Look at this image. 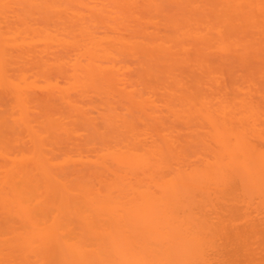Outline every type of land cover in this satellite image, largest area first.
<instances>
[{
    "label": "rangeland",
    "instance_id": "1",
    "mask_svg": "<svg viewBox=\"0 0 264 264\" xmlns=\"http://www.w3.org/2000/svg\"><path fill=\"white\" fill-rule=\"evenodd\" d=\"M0 32V264H203L155 241L192 213L217 227L192 252L243 257L264 226V0H0ZM153 205L173 227L134 233ZM34 227L51 252L23 251Z\"/></svg>",
    "mask_w": 264,
    "mask_h": 264
},
{
    "label": "bare ground",
    "instance_id": "2",
    "mask_svg": "<svg viewBox=\"0 0 264 264\" xmlns=\"http://www.w3.org/2000/svg\"><path fill=\"white\" fill-rule=\"evenodd\" d=\"M2 33L0 32V80L5 79V72H4V62H5V43L2 41L3 37L1 35ZM18 101L25 106V97L23 96V92L16 88L14 91ZM21 106V107H22ZM25 108V107H24ZM50 175V174H49ZM229 178V174L227 172H222L220 173V177L218 181H226ZM56 192L59 198L65 199V196L67 197V191L65 192L64 187L57 183L55 184ZM203 193H206L207 190L203 188V190H200ZM176 192V191H174ZM152 206V205H151ZM160 205L155 207L153 205V209L150 211H146L144 213H141L135 217L133 220L134 223L138 224L136 227V230H134V233H144V231L148 230L149 228H166L168 227V230H170L173 227V222L171 221L170 218V210H161ZM151 209V207H150ZM158 209V210H157ZM20 211L22 213H27L28 209H22L20 208ZM75 215V214H73ZM195 214H187V217H185V221L180 222L179 220H176V225L173 227L174 231L173 233H169L168 231H164L162 234H160L159 238L156 239L155 241L160 243L161 248H163V251L161 252H169L168 254L171 255L172 253L177 256H181L180 259H182L184 262L189 263L190 261H193L194 256H200V260L204 261L202 262L203 264H213L212 261H210L209 258L204 256V252H192L193 248H196L197 251L198 249L202 250V247H200V244L203 245V243L206 241V238L211 241L212 243V238H214L215 235H217V232L214 231L210 236H207L205 233L204 229L208 227L210 230L217 229V227L213 228V223L207 222L208 218H204V222L199 217H195ZM76 216V215H75ZM76 218L80 220L81 222L87 224L88 222L80 217ZM207 225L206 227L204 226ZM172 225V227H170ZM162 226V227H161ZM185 226V227H184ZM237 233V232H236ZM191 237H188V236ZM237 236V234H236ZM59 239V233L56 230H47V229H42V228H33V232L31 234H27L24 238L23 241L26 244L25 247L26 249L23 248L24 252H51L50 249V244L51 241ZM237 240H240L237 243L242 244L244 242V246L246 247V253L242 256H232L229 258V261L227 264H248L249 261L252 262V264H264V226L260 227V229H256L253 231V236L251 237V240L248 241L247 239H240V235L236 237ZM38 241L37 246H32L30 244L32 241L34 242ZM214 241V240H213ZM58 242V241H56ZM180 242H185V245H181ZM36 243V242H35ZM34 243V244H35ZM37 244V243H36ZM52 244V243H51ZM60 244V242H59ZM221 244V243H220ZM57 246V245H55ZM52 248V246H51ZM59 248V247H58ZM204 250V249H203ZM218 250V252H228V251H222ZM53 252V251H52ZM73 252V251H70ZM248 252H250L248 254ZM79 261H82V258H77ZM222 264H225L226 258H222V261H220ZM87 264H94L91 262H88Z\"/></svg>",
    "mask_w": 264,
    "mask_h": 264
}]
</instances>
